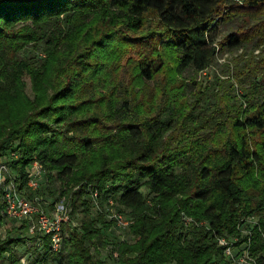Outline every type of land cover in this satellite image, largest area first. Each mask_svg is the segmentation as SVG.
<instances>
[{"label": "trees", "instance_id": "obj_1", "mask_svg": "<svg viewBox=\"0 0 264 264\" xmlns=\"http://www.w3.org/2000/svg\"><path fill=\"white\" fill-rule=\"evenodd\" d=\"M125 48L138 54L130 77L140 81H157L166 50H173L159 98L129 89L118 58L107 60ZM240 49L233 68L223 65L227 79L191 81L192 102L168 96L175 76L204 72L219 52ZM258 49L264 52V0H0V156L18 152L12 166L21 188L38 159L46 174L56 171L63 181L67 204L82 207V229L64 225L65 264H109L91 250L105 247L107 224L90 211L94 191L96 205L106 201L109 182L116 203L135 215L134 242L121 244L118 264H229L215 237L236 232L248 215L259 218L252 251L264 264V54ZM96 84L103 87L98 93L89 88ZM79 89L88 96L79 98ZM187 214L209 228L187 227ZM21 222L0 239V264L23 242L19 235L28 226ZM32 236L45 251L41 264L61 251H50V236Z\"/></svg>", "mask_w": 264, "mask_h": 264}, {"label": "rangeland", "instance_id": "obj_2", "mask_svg": "<svg viewBox=\"0 0 264 264\" xmlns=\"http://www.w3.org/2000/svg\"><path fill=\"white\" fill-rule=\"evenodd\" d=\"M261 50L262 49H258L255 51V53L264 54V52H262ZM166 51L167 52L165 53L163 60L165 66L163 68V72H161V74L157 76V81H140L138 79H131L130 73H134L133 60L135 62L138 58V54L135 53V50L132 48H125L121 52L116 50L115 52H112L107 56V60L112 63L116 58H118L117 63L121 64V71L123 72V74H125V83L127 82L126 84L129 86V89H134L136 92L140 93L143 98H146L149 95H154L156 96V98H159L162 94L161 90L164 85L169 84L162 83L167 82V80L169 79L167 77L172 74V66L175 60V53L173 52V50ZM243 52V49L219 52L216 59L217 64L212 65L206 71L200 73L191 71L180 76H175V83L170 84V87L167 90L169 94L168 96H171L172 100L174 99V103L185 101L184 98H188L187 100L189 102H192L194 90L192 85L190 84L193 79L197 78L198 81H203L204 83H206L208 80L212 81L215 75L220 76L221 79H227V76H223V65L229 64V66L233 68L235 65V61L241 60V54ZM31 53L32 50H27L25 52V55H30ZM88 77H92L93 79H95L97 77V74L89 73ZM25 80L27 82L26 89L30 93V78L25 77ZM106 85H109V83H107ZM185 86L186 88L188 87V90L186 89V91L184 89ZM89 88H95L96 93H98L100 91L99 89L103 87L99 84H96V86ZM80 90L81 89H79L77 95L79 96V98H81L82 96H88V92L82 93L81 96ZM234 90H236V93L239 94V98L242 99L241 95H243L244 93L243 87L240 86V84L235 83ZM83 91H86V89H84ZM116 92L121 94V91H119V89L117 88ZM163 94L165 95V92ZM152 96L149 97L150 100L153 99ZM147 104L149 103H143V107H145V105ZM100 144L101 142H97L95 144V147H99ZM17 157L18 152L15 150V148L9 150L4 156H0V165H6L10 172L5 174L7 182H10L14 178L17 179V175L19 173H17L12 166L13 159ZM34 161H38V163L42 165V163L38 159ZM30 165L27 167V169L30 167ZM42 168L44 170L43 165ZM20 183L21 181L17 183V188L20 194L33 198L35 200H39L40 205L47 211H51L52 207H54V204L59 203L63 199L68 201V196L63 195L65 191V185L63 184V181L58 177L56 171H53L51 173V176H49L44 170L42 178L39 180V186L36 190L30 189L27 185L26 188H21V186H19ZM110 187L111 182L107 184V187L102 192L105 196L108 197H106V201H103L102 199V202L96 205V202L90 198V211L92 217L94 219H97L99 217V214H103V221L107 224V226L102 227L104 238L103 240L106 243L105 247H101L99 250H96L94 246H91V250L96 257L106 260L109 264H118L120 260L119 248L121 244L124 242H134V235L131 232V226L135 220V215L132 208L124 207L116 203L114 194L110 190ZM141 191L147 198H152L154 195L150 192L149 188L146 185H143L141 187ZM0 197L2 203V190H0ZM69 208L71 220L70 223L67 224L68 227L82 229V223L85 219V214L82 207L78 208L77 210H73L72 205L69 204ZM2 215L3 217H1L2 219L0 224L1 238L5 236L6 229L8 227L22 225L21 221L11 220L4 214ZM115 215H122V217L126 221H129V224L126 227L118 226L116 223ZM182 221L187 227H189L190 225H196L197 227L207 225V227L209 228L208 223H205L204 221H196L195 217L192 215L187 214L184 217L182 216ZM258 223L259 218L256 216H242L237 226L236 232H224L222 235H218L217 237H215L217 245L224 247L223 254L229 264H260L258 256L256 255L258 253L254 254V252L252 251L251 240L252 229H254L258 225ZM97 225L100 227L102 226L100 221H98ZM32 235L33 234H31L29 230L24 229L19 235V237H22L23 242L15 246L14 254H5L3 264H41L42 261H40V259L43 255H45V251L43 250L41 244L39 245L35 243V240H32ZM228 248H231L232 256L230 257L232 258L228 257V255L226 254V250ZM66 254L67 250L66 248H63L59 253L49 255L45 264H65Z\"/></svg>", "mask_w": 264, "mask_h": 264}, {"label": "built area", "instance_id": "obj_3", "mask_svg": "<svg viewBox=\"0 0 264 264\" xmlns=\"http://www.w3.org/2000/svg\"><path fill=\"white\" fill-rule=\"evenodd\" d=\"M6 173H10L8 167L0 165V190H2L3 198V202L0 203V213L11 220L26 221L31 234L50 236V251L59 252L63 243L64 225L71 220L69 204L63 199L55 204L53 210L47 211L40 205L39 200L20 194L16 178L7 182ZM26 173L27 186L36 190L44 173L42 165L34 161ZM92 196L97 204L98 192L94 191ZM115 219L120 227H126L129 224L122 215H115ZM226 254L228 257L232 256L231 248L226 250Z\"/></svg>", "mask_w": 264, "mask_h": 264}, {"label": "crops", "instance_id": "obj_4", "mask_svg": "<svg viewBox=\"0 0 264 264\" xmlns=\"http://www.w3.org/2000/svg\"><path fill=\"white\" fill-rule=\"evenodd\" d=\"M0 203H1V197H0ZM0 224H1V223H0ZM2 238H3V237H2ZM2 238H1V235H0V239H2Z\"/></svg>", "mask_w": 264, "mask_h": 264}]
</instances>
